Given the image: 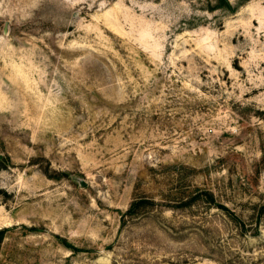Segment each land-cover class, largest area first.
Listing matches in <instances>:
<instances>
[{
    "label": "rangeland",
    "instance_id": "rangeland-1",
    "mask_svg": "<svg viewBox=\"0 0 264 264\" xmlns=\"http://www.w3.org/2000/svg\"><path fill=\"white\" fill-rule=\"evenodd\" d=\"M0 264H264V0H0Z\"/></svg>",
    "mask_w": 264,
    "mask_h": 264
},
{
    "label": "trees",
    "instance_id": "trees-1",
    "mask_svg": "<svg viewBox=\"0 0 264 264\" xmlns=\"http://www.w3.org/2000/svg\"><path fill=\"white\" fill-rule=\"evenodd\" d=\"M1 238H2V231H0V241H1Z\"/></svg>",
    "mask_w": 264,
    "mask_h": 264
}]
</instances>
